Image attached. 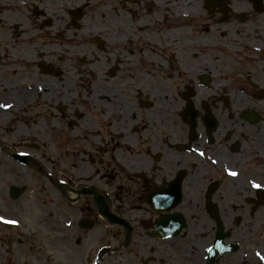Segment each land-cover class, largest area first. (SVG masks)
Listing matches in <instances>:
<instances>
[{
	"label": "flooded vegetation",
	"instance_id": "1",
	"mask_svg": "<svg viewBox=\"0 0 264 264\" xmlns=\"http://www.w3.org/2000/svg\"><path fill=\"white\" fill-rule=\"evenodd\" d=\"M245 1L235 14L200 0L189 47L165 39L162 13L151 30L126 25L108 56L74 59L49 50L70 46L84 11L0 1V85L19 90L0 92L5 264H264V38L243 31L264 29V0ZM126 3L128 21L156 13ZM219 20L242 30L216 39Z\"/></svg>",
	"mask_w": 264,
	"mask_h": 264
},
{
	"label": "bare ground",
	"instance_id": "2",
	"mask_svg": "<svg viewBox=\"0 0 264 264\" xmlns=\"http://www.w3.org/2000/svg\"><path fill=\"white\" fill-rule=\"evenodd\" d=\"M1 1V0H0ZM11 1V0H10ZM18 2H28L30 0H14V6H18ZM82 2V0H80ZM93 4V15L87 16L83 20V26L79 30H69L70 46L62 47L60 50L57 49L56 46L50 48L49 52L60 53H69L70 55L75 54L76 51L78 54H88L90 56L96 57H105L108 56L111 51L118 50L117 43L122 42L125 38L126 25L133 31H138L140 29H148L151 30L153 27L160 26L161 14L166 13L167 21L163 23L164 31L163 36H165L166 40L173 41V44H181L185 47L187 44H192L188 41V35L193 33V28L195 19L200 18L205 12H203V6L200 3V0H147V2L152 3L156 10V13H151L149 17H145L142 13L137 14L134 12L132 14L131 20H127V10L128 6L125 0H94ZM235 3L232 5L233 13L237 14L240 11H250L252 9V4L245 0H233ZM12 2L7 4V7H13ZM6 6V5H4ZM203 7V8H202ZM26 11V10H25ZM208 13V12H207ZM207 15V14H206ZM3 17V15H1ZM182 18V20L177 21L176 19ZM7 21H14L16 19L15 16L10 17L6 14L4 17ZM158 21V22H157ZM177 21V22H176ZM17 25V24H16ZM14 25V26H16ZM214 28L219 30L221 34L227 33L229 30L233 32H237V28L233 26L230 28L229 25L224 24V22H220L219 25H215ZM18 31L20 28H16ZM203 29V28H201ZM200 29V30H201ZM239 30H242L238 28ZM243 31L246 33H253L254 35H247L246 38L261 37L264 38V29H256L253 30L244 28ZM117 33V36H115ZM82 37L88 39L90 42L95 37L101 38V48L102 51H98L96 47L92 43L86 42V45H79V41L82 40ZM100 37V38H99ZM201 38H207L204 32L200 36ZM174 38V39H172ZM225 38V37H224ZM226 38H232L230 35H227ZM26 40V38H22V40ZM75 41L77 43H75ZM154 41V40H152ZM175 42V43H174ZM76 44V45H74ZM252 47H256V44L251 43ZM260 45H257L259 47ZM264 46V45H262ZM174 48L175 46H171ZM43 51H46L45 48H40ZM41 54V51L39 50ZM173 57L178 58V55L173 53ZM28 60L27 62H30ZM71 65V64H70ZM72 78V75L70 76ZM39 89V86L34 87V92ZM5 91L6 94L13 96L19 95V90H10L7 85H0V92ZM10 102H14V100L10 99ZM18 110L21 111L24 108L25 104L29 102V100H25L23 96L17 100ZM28 107H25L27 109ZM2 115L5 116V113L2 112ZM37 123L39 126H42V120H38ZM37 126L36 128H38ZM33 127V126H32Z\"/></svg>",
	"mask_w": 264,
	"mask_h": 264
},
{
	"label": "rangeland",
	"instance_id": "3",
	"mask_svg": "<svg viewBox=\"0 0 264 264\" xmlns=\"http://www.w3.org/2000/svg\"><path fill=\"white\" fill-rule=\"evenodd\" d=\"M56 2V1H55ZM57 2H60V0H57ZM63 4H65V5H68L69 7H70V9L72 10L73 8H77V7H79V9H82V12L84 11L86 14H85V17H86V15L87 16H89V14L90 15H93L94 13H93V4L95 3V1L94 0H82V2L80 1V0H63V2H62ZM60 5V4H59ZM231 21H232V19L230 20V22L228 23V24H231ZM214 25V24H213ZM213 25L211 24V31L214 33V38H216L217 39V37L219 36V34H218V32H216V31H214L213 29ZM250 26V25H249ZM85 42H88V43H92L94 46H95V44H96V42L97 41H94V40H92L91 42L88 40V39H86V40H84ZM94 41V42H93ZM76 55H78V52L76 51ZM79 55H81V54H79ZM71 57H73V59L74 58H77L75 55H71ZM47 137L48 136H45L44 138H34V137H27V136H21V137H19V138H21V141L23 142L24 141V138H31L29 141L31 142V141H34V140H37V141H47L48 139H47ZM58 149H56V151H57ZM43 151H44V148H43ZM62 151H59L58 153H61ZM43 154H44V152H43ZM47 156H48V154H47ZM1 247V246H0ZM3 256H5V253H3V251L0 249V261L2 262V263H4L5 264V260H3ZM1 264V263H0Z\"/></svg>",
	"mask_w": 264,
	"mask_h": 264
}]
</instances>
